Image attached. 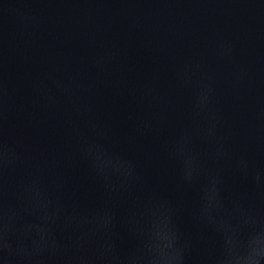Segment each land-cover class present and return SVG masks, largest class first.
Returning a JSON list of instances; mask_svg holds the SVG:
<instances>
[{
  "label": "clouds",
  "instance_id": "9594fccd",
  "mask_svg": "<svg viewBox=\"0 0 264 264\" xmlns=\"http://www.w3.org/2000/svg\"><path fill=\"white\" fill-rule=\"evenodd\" d=\"M256 181L259 183L261 177L259 174L255 176ZM208 204L206 191L202 193V202H201V216L207 214ZM255 238H252L244 243L250 244L255 243ZM188 247V243L185 240H182L180 235L177 233L173 240L170 242L171 254L166 257L168 264H185V255ZM154 249L147 248L145 252L146 264H159L158 258L153 254ZM16 258V251L7 243L5 240L3 243H0V260L3 261V264H14ZM232 255L227 249H223L220 255L212 258V264H232Z\"/></svg>",
  "mask_w": 264,
  "mask_h": 264
}]
</instances>
